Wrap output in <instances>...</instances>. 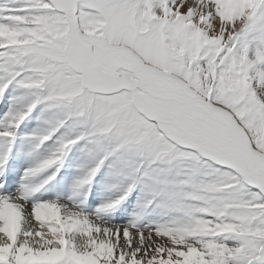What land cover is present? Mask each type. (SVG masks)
<instances>
[{
    "label": "snow or ice",
    "instance_id": "obj_1",
    "mask_svg": "<svg viewBox=\"0 0 264 264\" xmlns=\"http://www.w3.org/2000/svg\"><path fill=\"white\" fill-rule=\"evenodd\" d=\"M0 264H264V0H0Z\"/></svg>",
    "mask_w": 264,
    "mask_h": 264
}]
</instances>
